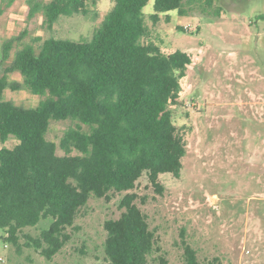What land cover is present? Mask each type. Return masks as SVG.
I'll return each instance as SVG.
<instances>
[{"label":"trees","instance_id":"1","mask_svg":"<svg viewBox=\"0 0 264 264\" xmlns=\"http://www.w3.org/2000/svg\"><path fill=\"white\" fill-rule=\"evenodd\" d=\"M27 1L29 18L42 14L49 28L62 17H98L91 7L99 0ZM112 1L90 40L13 38L3 43L0 53L1 67L18 43L12 65L0 77V141L5 144L11 136L19 140L13 149H0V229L19 248L24 229L52 219L49 229L29 237L28 243L49 261L70 241L67 230L91 197L110 200L111 192L133 190L143 177L162 194L161 175H182L187 145L177 133L171 107L178 104L181 81L193 58L183 51L167 55L144 42V8L151 0ZM13 2L4 0L5 7ZM154 2L155 22L172 11L187 16L215 8V0ZM215 14L220 16L218 9ZM14 72L22 82L10 80ZM6 90L27 91L41 99L35 107H25L7 100ZM62 121L75 126L57 145L48 134L52 122ZM136 199L135 194L126 195L121 217L105 222L109 264H149L161 251ZM184 264L221 263L218 258L202 263L184 242Z\"/></svg>","mask_w":264,"mask_h":264},{"label":"rangeland","instance_id":"2","mask_svg":"<svg viewBox=\"0 0 264 264\" xmlns=\"http://www.w3.org/2000/svg\"><path fill=\"white\" fill-rule=\"evenodd\" d=\"M113 5L99 0L91 7L98 14L95 20L93 13L91 18L62 17L49 28L42 14L29 18L27 0H14L8 8L0 0V53L13 38L90 40ZM154 5L151 0L144 8V42L167 55L183 51L193 58L178 104L171 107L177 133L187 145L181 177L161 175L162 194L143 177L133 190L111 192L110 200L91 197L67 230L70 241L51 261L28 243L49 229L52 219L24 229L19 248L0 229V264H109L104 225L121 217L120 204L128 194L137 196L135 203L161 247L149 264H184V242L202 263L218 258L221 264H264V0H215L212 13L180 16L172 11L157 22L151 17ZM17 46L2 63L0 77L12 65ZM9 78L22 82L19 72ZM5 98L25 107L41 99L11 90ZM72 126L52 122L48 139L59 145ZM18 144L11 136L5 144L0 141V149ZM57 153L65 155L60 148Z\"/></svg>","mask_w":264,"mask_h":264}]
</instances>
